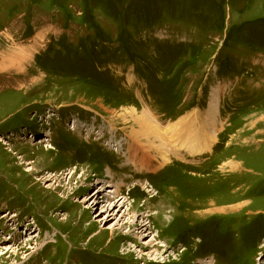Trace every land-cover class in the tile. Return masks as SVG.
<instances>
[{"label": "rangeland", "instance_id": "374dc122", "mask_svg": "<svg viewBox=\"0 0 264 264\" xmlns=\"http://www.w3.org/2000/svg\"><path fill=\"white\" fill-rule=\"evenodd\" d=\"M0 139V264H264V0H0Z\"/></svg>", "mask_w": 264, "mask_h": 264}, {"label": "bare ground", "instance_id": "6f19581e", "mask_svg": "<svg viewBox=\"0 0 264 264\" xmlns=\"http://www.w3.org/2000/svg\"><path fill=\"white\" fill-rule=\"evenodd\" d=\"M211 102H215V101L212 100ZM217 109H218L217 105H215L213 103L210 105V108L208 109V113H206L204 115V116H208V117L211 116V118L208 121H205V120L203 121L202 116H200L201 118L198 116V118H196V120L195 119H191L188 116H184V117H180L177 121L173 122L174 125L171 126V127H169V126L160 127L158 125L154 126V124L151 121L148 122L147 119L142 117L141 118V122H140V128L141 129L138 130L139 134L137 136V139L138 140H143V139H145V137L148 138V137H150L151 135L154 134L155 138H157L159 141H164V142H163V144L155 145L154 141L150 137L151 145L149 147L145 146L143 149H140L141 147L138 146V145H135L133 148L130 146L131 149L133 150V152H135L134 155H131L129 157L130 160H132V162L135 163V164H142V166H147V165L149 166V165H151L152 161H155V163H157V160H159L158 159V155H159V156L162 157L161 158L162 161H160L161 165H163V164L165 165L169 161L171 162L173 159H171L169 157V155H170L172 149L178 150V148L176 146L177 142L176 141H174V142L170 141L169 138L165 137L164 135H165V131L166 130H172L173 127L177 131H179V132H181L183 134H186V139L189 142L192 143L194 148H201L202 150H206L203 153L209 151L211 149L213 143L215 142V138H217L215 133L211 130V128L213 126L211 127V125H209V122L212 123V121L214 120L215 113H216ZM129 112L133 113V112H136V111H135L134 108H132L131 111H129ZM138 115L141 116V114H138ZM213 123H215V122H213ZM149 126H150V130H151L150 135L148 134ZM193 126H196L197 130H196V132H193L192 135H190L189 130ZM200 129H204L206 132L202 131V132L197 133V131L200 130ZM50 139L51 138L49 136L44 137V139H42V137H41V141L37 142V144L38 143H47V142L49 143ZM180 147H182V145ZM152 148H154V150H153L154 154L151 151ZM141 152H142V154H141ZM150 156H153V158H150ZM231 167H233V166L231 165ZM110 187H111V185H110ZM105 189L106 188L103 189V187H100L98 192H97V194H99V196H100V194H101L100 191L101 190H105ZM114 190H110V192H112V191L114 192ZM92 197H94V196H92ZM96 197L98 198V196H96ZM119 201L120 200H118L117 202H119ZM143 225L147 226L146 223L143 224ZM145 230H147V229H145Z\"/></svg>", "mask_w": 264, "mask_h": 264}]
</instances>
